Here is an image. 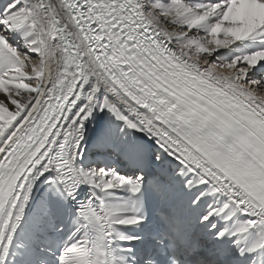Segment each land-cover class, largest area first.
<instances>
[{
  "label": "snow or ice",
  "instance_id": "snow-or-ice-1",
  "mask_svg": "<svg viewBox=\"0 0 264 264\" xmlns=\"http://www.w3.org/2000/svg\"><path fill=\"white\" fill-rule=\"evenodd\" d=\"M0 264H264V0H0Z\"/></svg>",
  "mask_w": 264,
  "mask_h": 264
}]
</instances>
